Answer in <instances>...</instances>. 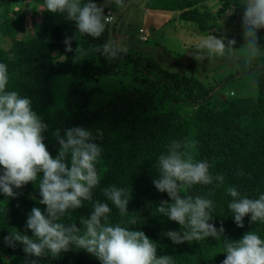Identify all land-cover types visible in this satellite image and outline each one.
Listing matches in <instances>:
<instances>
[{
  "label": "trees",
  "instance_id": "1",
  "mask_svg": "<svg viewBox=\"0 0 264 264\" xmlns=\"http://www.w3.org/2000/svg\"><path fill=\"white\" fill-rule=\"evenodd\" d=\"M207 1L210 0H144V3L149 8L176 12L180 20L194 23L200 34L208 36L217 31L218 23L216 16L203 8ZM216 1L221 3L219 12L228 9L230 18L242 16L243 0ZM20 2L39 6L29 22L24 11L10 15L11 8ZM42 4L43 0H0V41L10 42L6 48L0 45V63L8 66V88L31 97L33 109L52 127L82 124L98 137L103 153L98 164L101 183L94 190V199L104 200L101 189L109 185L131 192L128 213L121 216L110 205V221L143 231L156 243L158 256L171 255L174 264H221L225 258L222 238L174 245L164 232L178 230L179 225L156 212L159 202L169 199L152 184L157 175V157L172 140L195 141V147L190 149L195 158L207 160L210 172L222 174L225 182L220 187L181 188V193L212 199L211 222L217 228L224 227L225 237L238 240L244 233L254 231L264 239V223L250 224L249 216L244 218L243 228L237 227L227 207L232 198L225 191L227 186H234L251 198L264 192V59L257 57L251 63L240 62L238 73L243 71L251 76L249 79L240 82L238 73L220 79L219 84L237 82L247 89L252 84L247 82L253 81L252 93L236 95L214 90L216 81L212 85L208 79L170 73L151 58L131 53L112 61L99 54L95 60L90 57L76 60L74 53H66L62 44L65 34H74V23L66 21L61 14L41 12ZM263 35L264 29L259 30V44ZM105 40L102 35L95 43L102 44ZM90 42L92 38L77 34L72 47L79 44L87 48ZM238 42L244 43L242 35ZM74 60L85 73L91 72L88 74L95 81L102 75L117 72L122 68L120 64L130 62L127 73L133 80H140L141 85L130 88L123 84V88L112 90L109 96L97 97L100 85L89 88L84 81L77 80L68 82L61 93L62 88L58 89L56 83L71 75ZM46 143L54 156V141L50 138ZM16 191L22 195L15 199L0 194V264H24L21 246L15 249L5 246L3 236L15 230L25 232L27 213L34 206L42 210L44 207L36 203L38 190L32 183ZM90 207L86 201L84 207L69 210L61 218L62 222L79 224L80 217L89 215ZM132 220H136L135 225L131 224ZM26 234L32 235L30 231ZM39 264H99V261L83 250H70L58 258H41Z\"/></svg>",
  "mask_w": 264,
  "mask_h": 264
},
{
  "label": "clouds",
  "instance_id": "2",
  "mask_svg": "<svg viewBox=\"0 0 264 264\" xmlns=\"http://www.w3.org/2000/svg\"><path fill=\"white\" fill-rule=\"evenodd\" d=\"M124 7V0H43L41 12L61 14L75 25L73 35L65 34L62 44L66 53H74L76 60L99 54L109 61L121 58L127 48L117 40L95 43L114 19L111 10ZM242 46L245 62L251 63L261 51L259 30L264 29V0H243ZM77 34L92 38L85 48L77 41ZM236 40L216 35L202 37L192 55L196 61L216 55H231ZM241 48V47H240ZM8 66L0 63V194L15 199L16 191L32 183L38 190L41 207L34 206L26 215L25 232L18 230L3 236L5 246L17 245L25 253L24 264H39L41 258H58L70 250H83L99 264H174L171 255L157 254V245L143 231L131 230L122 223L113 224L109 214L114 206L121 216L128 213L131 192L116 185L101 189L104 200L94 199V190L100 186L103 148L98 137L82 124L52 127L50 122L33 109L31 97L9 89ZM54 141L55 155L49 151V139ZM195 141L172 140L155 162L157 175L152 184L168 200H161L156 212L179 225L164 236L174 245L200 241L206 238L221 239L225 258L221 264H264V239L249 231L238 240L225 237V229L217 228L212 212V199L202 195L182 194L181 188L194 185H224L222 174L213 175L207 160H198L190 149ZM232 198L227 207L237 227L249 223H264V192L251 198L236 187L227 186ZM35 199V197H32ZM89 202L90 213L76 222H62L69 210L75 211ZM111 205V206H110ZM132 225L136 220L131 221ZM30 231L31 236L26 232Z\"/></svg>",
  "mask_w": 264,
  "mask_h": 264
},
{
  "label": "rangeland",
  "instance_id": "3",
  "mask_svg": "<svg viewBox=\"0 0 264 264\" xmlns=\"http://www.w3.org/2000/svg\"><path fill=\"white\" fill-rule=\"evenodd\" d=\"M207 2L203 8L210 10L216 16L218 23L217 31L211 35H216L218 38L224 37L225 42L233 38L237 42L235 45L236 49L233 50L230 56L227 54L223 57L212 55L205 60L196 61L192 55L195 53L200 39L205 36L198 32L195 24L191 22L185 23L180 20L176 12L149 8L144 3V0H124V7L116 8L112 6L114 19L106 26L103 35H105L106 40L115 39L120 42L127 48V53L151 58L170 73H187L196 76L200 80L208 79L212 85L216 81V86L213 89L218 90L220 94L226 92H233V95L238 92L243 94L246 92L252 93L254 88L252 86L253 81L247 82L252 83L248 89L246 88L247 86L242 87L237 82L224 81L219 84L221 78L229 77L231 73H238L241 66L240 62L245 60L246 53L242 48L244 43L238 42V37L242 32L241 17L230 18L231 10L228 9L224 12H219L221 3L216 0ZM17 5V7L11 8L10 15L24 11L28 22L32 13L39 10L38 4L30 5L26 2H20ZM139 29L145 31L143 33L147 36L146 41L139 39ZM0 45L6 48L9 47L10 42L7 40L0 41ZM260 46L261 51L258 57L264 59V35ZM88 57L91 60H95L97 55L93 54ZM73 62L74 68L71 75L64 79H59L58 83H56L58 89L62 88L61 93L66 90L68 82L77 80L84 81V85L89 88L93 85H100L101 91L96 93L97 97L109 96L112 90L123 88V84L130 88L141 85L140 80H133L127 73L130 70V62L120 64L122 68H118L117 72H112L113 75H102L98 81L94 80V76L88 74L91 72L85 73L81 70L76 60ZM236 76H239L240 82L251 77L250 75H245L243 71Z\"/></svg>",
  "mask_w": 264,
  "mask_h": 264
},
{
  "label": "built area",
  "instance_id": "4",
  "mask_svg": "<svg viewBox=\"0 0 264 264\" xmlns=\"http://www.w3.org/2000/svg\"><path fill=\"white\" fill-rule=\"evenodd\" d=\"M109 10H111L112 13H113V10H112V9H108V8L105 9V13L107 14V12H108ZM112 21H113V20H112ZM112 21H111V22H112ZM143 32H144L143 29H139V33L141 34V35H140V39H141V40H146V39H147V36H146Z\"/></svg>",
  "mask_w": 264,
  "mask_h": 264
}]
</instances>
